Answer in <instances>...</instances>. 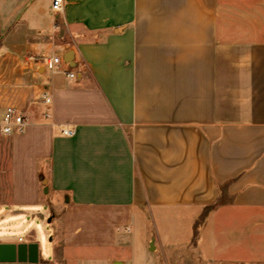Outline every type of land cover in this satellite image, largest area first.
<instances>
[{"label": "crops", "instance_id": "0c3cea01", "mask_svg": "<svg viewBox=\"0 0 264 264\" xmlns=\"http://www.w3.org/2000/svg\"><path fill=\"white\" fill-rule=\"evenodd\" d=\"M63 2L0 0V113L28 119L0 135L14 183L0 219L65 198L52 261L37 231L1 234L0 254L37 244L40 263L60 248L71 264L131 247L149 210L176 207L201 228L160 244L170 264H264V0ZM51 55L61 70L38 63Z\"/></svg>", "mask_w": 264, "mask_h": 264}, {"label": "rangeland", "instance_id": "374dc122", "mask_svg": "<svg viewBox=\"0 0 264 264\" xmlns=\"http://www.w3.org/2000/svg\"><path fill=\"white\" fill-rule=\"evenodd\" d=\"M13 185L10 145L7 141H0V203L7 202L11 199ZM44 185H47L46 181L44 183L39 181L40 190ZM59 202L60 204L53 202L52 206L46 203H42L39 206H27L22 208L24 212L19 215L0 219V235L5 234L16 240L21 236L24 241H27L31 237L32 231H37L41 234L39 239L41 247L40 260L45 262L52 261L54 259V249L51 237L53 235L55 220L49 221L48 219L52 213L54 218L55 212H61L65 198L59 197ZM50 207L55 211L51 212L49 210ZM203 217L204 215H202ZM191 218L192 211L187 208L173 207L149 210L141 218L138 233L135 234L131 247L125 249L114 248L111 251L87 250V254L78 252L81 254H73L71 256V264H92L96 256H99L100 259V262H96L97 264H107L104 261V257L108 256H118L124 259L126 264H170L169 258L171 254L169 248L163 247L160 244L176 246L179 250L181 236L187 233L198 235L201 228L200 222L194 221L192 223L194 226L191 228ZM151 238L154 239L151 240L150 246ZM156 246L157 249L155 250ZM150 247L152 251H150ZM55 258L54 264H64V258L61 255L60 248L57 250Z\"/></svg>", "mask_w": 264, "mask_h": 264}, {"label": "built area", "instance_id": "2783aa9c", "mask_svg": "<svg viewBox=\"0 0 264 264\" xmlns=\"http://www.w3.org/2000/svg\"><path fill=\"white\" fill-rule=\"evenodd\" d=\"M63 0H51V11L54 14L62 15L63 13ZM30 60H35L34 57L30 56ZM65 61L61 56L51 55L44 57L40 62L45 68L50 71L56 72L61 70L62 65ZM66 75L73 78L75 74L73 72H67ZM43 101L45 103H51V98L47 95H43ZM45 117H50L49 112L44 113ZM28 124V119L23 114L22 110L16 106L9 105L6 106L0 113V135L5 137H10L15 134H23L26 130ZM75 128L63 127L61 133L65 136H73L75 134Z\"/></svg>", "mask_w": 264, "mask_h": 264}, {"label": "water", "instance_id": "95a60500", "mask_svg": "<svg viewBox=\"0 0 264 264\" xmlns=\"http://www.w3.org/2000/svg\"><path fill=\"white\" fill-rule=\"evenodd\" d=\"M70 54V53H69ZM69 61V55L66 57ZM50 221V219H49ZM27 246L20 244L9 256L0 254V264H45L39 262L38 245L30 244L29 253H26Z\"/></svg>", "mask_w": 264, "mask_h": 264}]
</instances>
